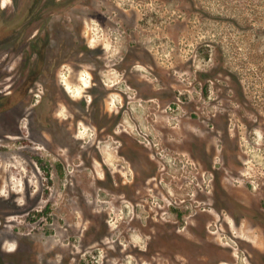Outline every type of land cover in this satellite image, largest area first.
<instances>
[{"label":"rangeland","instance_id":"obj_1","mask_svg":"<svg viewBox=\"0 0 264 264\" xmlns=\"http://www.w3.org/2000/svg\"><path fill=\"white\" fill-rule=\"evenodd\" d=\"M262 219L264 0H0V264H264Z\"/></svg>","mask_w":264,"mask_h":264},{"label":"flooded vegetation","instance_id":"obj_2","mask_svg":"<svg viewBox=\"0 0 264 264\" xmlns=\"http://www.w3.org/2000/svg\"><path fill=\"white\" fill-rule=\"evenodd\" d=\"M44 14H42V15H39V16H36V22L35 23H39L38 22V20L39 21H42V20H45V19H47L49 16H47V18L46 17H44ZM40 24V23H39ZM39 29L38 28H36V30H35V34H34V37H35V39H36V42L38 41V33H37V31H38ZM13 54V53H12ZM37 54V53H36ZM29 63V66L32 68L33 67V70L32 71H34V73L37 71V67H39L38 66V64L37 63H35V64H33L32 62H31V60L28 62ZM56 67V69L54 70L53 69V67ZM60 66H61V63H56V65H55V62H47V63H43L42 64V72L43 71H47V72H49V71H52V74H51V76L53 77V79H54V77H56L57 75H58V71H59V68H60ZM36 76V75H35ZM35 76H34V74H32L31 75V77L30 78H32V79H30L28 82H27V86H30V89L32 90V88H33V86H34V82L36 81L35 80ZM79 145H80V147H82V142L80 141V143H79ZM97 151V150H96ZM262 215V214H261ZM178 217H177V219H179L180 218V214H178L177 215ZM262 220H264V219H262ZM179 222H180V220H179ZM170 226H172V225H170ZM173 227V230H174V233H173V236L175 237L174 238V241L176 242L177 241V237H178V234H176V233H178V232H180V229H179V225L176 223V221H174V225L172 226ZM163 233V232H162ZM164 234L165 233H163V236H164ZM177 247V245H175V248ZM179 255L180 254V251L178 250L177 251V253L175 254V255Z\"/></svg>","mask_w":264,"mask_h":264},{"label":"trees","instance_id":"obj_3","mask_svg":"<svg viewBox=\"0 0 264 264\" xmlns=\"http://www.w3.org/2000/svg\"><path fill=\"white\" fill-rule=\"evenodd\" d=\"M53 18H51V17H49V18H47L46 20H45V23H44V25L46 26V28L45 29H47V30H50V32L51 33H54V31H55V33L57 32V31H59L60 30V28H59V24L60 23H53ZM58 33V32H57ZM56 33V34H57Z\"/></svg>","mask_w":264,"mask_h":264}]
</instances>
